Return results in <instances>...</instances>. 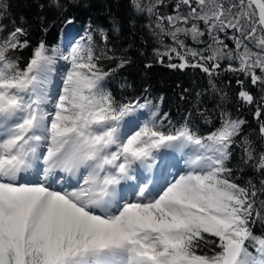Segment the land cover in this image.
Listing matches in <instances>:
<instances>
[{"label":"snow or ice","instance_id":"1","mask_svg":"<svg viewBox=\"0 0 264 264\" xmlns=\"http://www.w3.org/2000/svg\"><path fill=\"white\" fill-rule=\"evenodd\" d=\"M80 6L38 4L63 42L33 44L0 0V264H264V0H128L155 62L206 80L177 122L108 89L132 61Z\"/></svg>","mask_w":264,"mask_h":264},{"label":"trees","instance_id":"2","mask_svg":"<svg viewBox=\"0 0 264 264\" xmlns=\"http://www.w3.org/2000/svg\"><path fill=\"white\" fill-rule=\"evenodd\" d=\"M7 2L11 4V15L23 18L22 23L29 28L33 44L40 39H44L49 45L61 44L62 24L55 12L47 8L42 12L38 7V4L46 3L47 0H7ZM80 4L79 8L73 9L76 16V30L82 35L89 23L94 27L103 28L109 36V48L117 56L124 55L132 61L108 83V89L118 99L139 95L144 88H148L153 98L161 95L164 97L161 111L168 112L174 122L180 121L187 111L193 110L197 92H205L200 105L202 108L212 104L208 96L206 80L201 75L191 71L187 73L173 71L155 62L153 49L158 45L145 28L144 21L132 18L128 0H80ZM113 18L119 21V32L112 31ZM44 26L49 28L47 34L42 30ZM27 55L26 52L25 59ZM149 63L152 67H145ZM105 64L107 66L108 62ZM220 79L219 86L234 94L236 89L234 78L229 74ZM229 80L233 81L231 85L228 83ZM184 89H188V92L184 93ZM181 94L187 99L181 101ZM246 118L255 125L250 113H246ZM196 120L202 129L207 127L198 117ZM255 231L261 232L259 225Z\"/></svg>","mask_w":264,"mask_h":264},{"label":"rangeland","instance_id":"3","mask_svg":"<svg viewBox=\"0 0 264 264\" xmlns=\"http://www.w3.org/2000/svg\"><path fill=\"white\" fill-rule=\"evenodd\" d=\"M75 35V32L73 33ZM77 39H79V37L77 36ZM63 41H61V44H62ZM181 168L183 167V162L181 161L180 165H179Z\"/></svg>","mask_w":264,"mask_h":264}]
</instances>
